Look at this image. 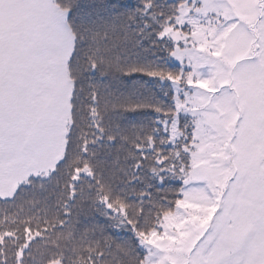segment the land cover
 <instances>
[{
  "label": "snow or ice",
  "instance_id": "1",
  "mask_svg": "<svg viewBox=\"0 0 264 264\" xmlns=\"http://www.w3.org/2000/svg\"><path fill=\"white\" fill-rule=\"evenodd\" d=\"M0 264H264V0H0Z\"/></svg>",
  "mask_w": 264,
  "mask_h": 264
}]
</instances>
